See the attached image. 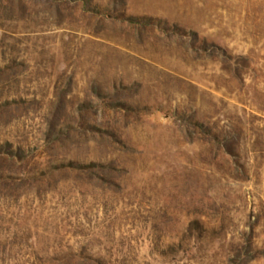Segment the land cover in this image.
Returning <instances> with one entry per match:
<instances>
[{"label":"rangeland","instance_id":"1","mask_svg":"<svg viewBox=\"0 0 264 264\" xmlns=\"http://www.w3.org/2000/svg\"><path fill=\"white\" fill-rule=\"evenodd\" d=\"M0 264H264V0H0Z\"/></svg>","mask_w":264,"mask_h":264}]
</instances>
